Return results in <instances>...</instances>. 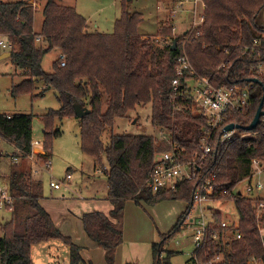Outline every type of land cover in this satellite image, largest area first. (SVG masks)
<instances>
[{
  "label": "trees",
  "instance_id": "16d2710c",
  "mask_svg": "<svg viewBox=\"0 0 264 264\" xmlns=\"http://www.w3.org/2000/svg\"><path fill=\"white\" fill-rule=\"evenodd\" d=\"M202 1L204 20L199 36L189 40L181 36L184 43H180L179 37L172 34L173 27H161L159 35L170 42L155 46L138 33L143 19L138 13L125 11L111 35L90 34L85 31L86 20L73 8L47 0L40 9L41 28L36 33L35 12L26 2L0 0V36L11 44L9 60L23 77L13 87L12 96L33 93L41 82L44 91H54L59 103L57 110L40 117L45 127L43 150L47 155L52 141L60 136V131L53 127L54 120L77 118L75 104L89 110L79 119V145L82 153L98 162L105 156L107 196L112 209L109 215L85 213L81 222L88 239L104 251L107 264H114L115 250L123 241L122 218L127 200L150 205L163 200L188 203L174 229L155 244L156 264H159L164 243L181 232L193 203V192L205 179H212L210 183L218 199L233 201L239 219L237 228L227 229L232 232L227 234L226 241L208 239L205 245L195 248L199 262L214 263L220 259L219 264H246L250 258L264 257L255 216L257 205L263 199L241 193L230 198L226 194L252 173L253 159L264 164V117L254 130L243 128L252 121L264 95V75L256 73V68L264 65V27L257 22L264 0ZM38 35L43 45L36 43ZM173 40L176 41L174 48ZM51 51L64 55V65L58 59L53 63V71L48 73L43 68V59ZM183 52L196 74L210 80L213 87L249 85V106L231 113L230 120L242 126L238 132L256 134L257 138L250 140L235 135L219 144L222 126L217 128L211 137V151L195 168L197 177L181 182L175 191L152 194L147 188L149 174L156 165L157 154L170 149L168 140L112 135L105 145L102 136L116 119L125 117L137 106L149 104L152 125L165 131L181 147L180 160L190 161L200 152L199 141L208 128L207 120L186 109L172 110L171 81L176 76L177 59ZM175 104L188 103L178 99ZM32 119L29 114H0V138L10 143L21 157L31 155L33 150ZM32 184L33 188L22 172L14 170L9 176V190L16 198L11 210L13 219L0 229V264H35L31 258L32 246L49 241H60L69 249V264H80L81 248L57 229L38 201L34 191L36 183ZM222 193L225 194L222 196ZM215 217L220 219L219 214ZM259 224L264 227V214ZM217 231L223 233L221 228Z\"/></svg>",
  "mask_w": 264,
  "mask_h": 264
},
{
  "label": "rangeland",
  "instance_id": "374dc122",
  "mask_svg": "<svg viewBox=\"0 0 264 264\" xmlns=\"http://www.w3.org/2000/svg\"><path fill=\"white\" fill-rule=\"evenodd\" d=\"M1 1L14 2L16 0ZM36 1L40 2L39 5L42 8L47 0ZM54 1L59 5L73 8L79 15L84 17L90 26H87L90 34L111 35L115 31L116 22L121 19L125 11L138 13L143 18L138 33L155 46H164V38L159 35L161 27H173L172 34L179 37L180 43H184L181 36L185 34L184 29L188 27L192 19V15L189 16L187 12L179 11L172 15V11L176 9L179 0ZM38 9L33 10L36 12L34 22L36 33L39 32L42 21L41 10L38 11ZM257 22L264 27V9L257 17ZM37 44L43 45L41 41ZM59 55L60 52L51 51L44 56L43 68L46 72L51 73L53 71V63L59 59ZM17 70L10 60H0V113L31 115L33 117L32 147L35 150H42V153L35 154L36 157L33 154L21 157L10 143L0 138V184L9 188V176L16 170L24 174L32 188L34 186L32 183H36L37 186L34 187V191L39 196L38 201L50 214L95 211L109 215L110 211L105 208L109 206V202L106 201L108 199L105 173L108 169V163L105 156L102 155L101 162H98L95 158L82 153L79 145V119L75 117L65 118L62 121L54 120L53 127L55 130L60 131V136L52 141L51 150L47 155L43 150L45 127L40 117L50 111L57 110L59 103L53 90L44 91L45 86L38 87V84L33 93L12 96L13 87L23 80ZM103 109H105V106ZM151 117V105L137 106L133 111L128 112L125 117L116 119L112 128L105 130L102 142L105 145L108 144L112 135L148 136L158 140H169L170 135L152 125ZM160 155L161 153H158L156 158H159ZM47 159L50 161V170L43 166V162ZM18 167L21 168L17 169ZM97 169H100L101 172H97ZM262 170V174L255 177L253 182L258 180L264 186V164ZM67 173L71 176L69 180L65 179ZM50 177L61 180L65 187L62 186L59 190L52 189L49 186ZM247 187V181H240L234 192H239L249 198L264 200V188L249 194ZM94 197L97 201L91 202ZM210 205H214L211 207L212 211L220 213V217L224 220L238 225L239 217L233 201L219 200L211 202ZM187 208L188 203L179 200H163L154 205L145 204L144 202L139 205L132 200L127 201L122 219L123 242L116 251L114 264H156L158 254L156 256L155 244L158 245L162 238L174 229ZM200 213L198 207L192 212L189 219L192 218L197 221ZM12 219V211L1 210L0 229L3 224ZM189 219H187L177 236L164 243L159 264H188V260L193 259L195 254L194 227L189 223ZM64 225L67 226L65 221ZM71 225H76V223ZM231 232V230L227 231L226 234H231ZM52 243L54 244L52 246L45 244L32 246L31 258L35 264H69V249L60 241H52ZM78 243L84 245L81 242ZM88 243H90L89 240ZM87 247L82 250L81 257L84 263L82 261L80 264H107L102 249L97 246Z\"/></svg>",
  "mask_w": 264,
  "mask_h": 264
},
{
  "label": "built area",
  "instance_id": "2783aa9c",
  "mask_svg": "<svg viewBox=\"0 0 264 264\" xmlns=\"http://www.w3.org/2000/svg\"><path fill=\"white\" fill-rule=\"evenodd\" d=\"M26 2L33 10L40 9V5L36 0H20ZM200 8V10H199ZM204 3L202 0H179L177 7L172 11V15L179 11L187 12L189 16L192 15V19L188 24V27L184 29L183 37L185 40H189L193 37L200 35V27L204 20ZM174 30V28H173ZM157 40L159 38H156ZM36 43H39L40 36L35 38ZM170 41L164 40V46L168 45ZM11 44L6 39L0 36V51L10 49ZM59 59L62 60L61 65H64V55L60 54ZM176 76L171 81V99L173 112L181 111L182 109L189 110L193 114L202 115L208 122V128L199 141V153H196L190 161L180 160V154L183 152L181 147L168 140L170 149L161 153L156 160V165L149 174V181L147 182V188L152 194H156L158 191H175L181 182L191 181L197 177L195 168L201 165L205 160L209 152L211 151V137L213 132L222 126V131L219 135V144L226 143L231 140L235 135H239L240 138L255 140L256 134L252 133H240L238 129L234 128L229 131L224 130V127L229 124H235L231 122V113L243 111L250 104V87L246 85L243 88L239 86L232 87H218L215 88L211 85L210 80L203 78L196 74L192 68L188 57L183 52L177 59ZM256 73L264 75V65H259L256 68ZM251 86V85H250ZM178 99L187 101L186 105L175 104ZM264 115L261 117L263 120ZM44 168L51 169L50 161L47 159L43 162ZM263 163L259 160H252V173L245 179L248 183L247 192L249 194L260 191L264 188L262 184L253 179L262 174ZM97 172H101L97 169ZM65 179H71L70 174H66ZM212 179H205L194 190L192 195V206L186 215L185 223L198 207L200 216L197 221L192 218L189 219V223L194 227V246L198 248L205 245L208 239H214L218 241H226L227 229L233 227L237 228L236 223H229L222 217L218 220L215 215L218 212H213L214 205H210L211 202L219 201L218 197L214 195L213 187L211 185ZM238 185V184H237ZM49 186L54 190H59L60 187H65V184L61 180H56L50 177ZM237 187V186H236ZM235 187V188H236ZM235 188L226 192L227 196L233 198L236 193ZM225 193H222L223 196ZM15 195L7 188L0 184V211H11L15 203ZM264 214V200H260L256 208V220L257 228L262 240L264 251V227L259 224V219ZM220 215V213H219ZM184 223V224H185ZM221 228L222 232L217 231ZM221 231V230H220ZM220 260V259H219ZM218 262H199L196 254L193 255L192 261L188 264H219ZM246 264H264L263 258H250Z\"/></svg>",
  "mask_w": 264,
  "mask_h": 264
},
{
  "label": "crops",
  "instance_id": "0c3cea01",
  "mask_svg": "<svg viewBox=\"0 0 264 264\" xmlns=\"http://www.w3.org/2000/svg\"><path fill=\"white\" fill-rule=\"evenodd\" d=\"M39 2V1H38ZM56 3V2H55ZM39 4H40V2H39ZM41 9V8H40ZM40 9H38V11L40 10ZM36 13V12H35ZM38 13V12H37ZM87 26H89V24L86 22V30L85 31H89L88 29L89 28H87ZM90 27V26H89ZM57 52V51H56ZM9 58H10V56H9V50L8 49H6V50H1L0 51V60H5V59H8L9 60ZM18 71V70H17ZM19 75H20V72H19ZM21 76V75H20ZM40 86H42V83L40 82V83H38V87H40ZM38 87H37V89H38ZM36 90V89H35ZM0 114H4V115H6V116H11V115H14L15 113H0ZM18 114V113H17ZM42 150H35V149H33L32 150V153L31 154H33V156L34 157H36V155L35 154H37V153H42L41 152ZM20 158V157H19ZM18 159V157H17V155H16V160ZM26 160H27V158H25ZM29 161V160H28ZM22 167V166H21ZM21 167H18L17 169H19V168H21ZM244 181H246L245 179H243ZM242 180V181H243ZM107 188H108V186H106V191H107ZM93 200H91V202H95V201H97V199H96V197H94V198H92ZM107 199L108 200H106V198H105V200L106 201H108L109 202V206H107V207H105L106 208V210H111L112 209V204H111V202H110V199H109V197L107 196ZM127 201H131V200H127ZM126 201V202H127ZM125 202V203H126ZM141 202H143V201H140L139 202V205L141 204ZM40 203V202H39ZM107 203V202H106ZM145 203V202H144ZM146 204V203H145ZM41 205V204H40ZM42 206V205H41ZM43 208H44V206H42ZM45 209V208H44ZM46 210V209H45ZM94 210H97V209H94ZM47 211V210H46ZM48 212V211H47ZM93 212V211H92ZM95 212V211H94ZM124 212H125V206H124ZM124 212H123V217H124ZM49 213V212H48ZM85 213H88V212H84V211H82V212H80V213H73V212H70V213H65V214H59V215H57V214H55V215H53L52 213L50 214L49 213V215H50V217H51V219H52V221H53V223H54V225L57 227V229H59V231L61 232V233H63V235L64 236H67V237H69L71 240H72V242L75 244V245H77V246H79L80 248H81V256H82V254H83V249H86V248H88L87 246H89V247H94V246H97V247H99L98 245H96V243H94L93 241H91L90 239H88V237L86 236V233H85V231H84V229H83V226H82V222H81V217H82V215L83 214H85ZM54 216H56V217H54ZM123 219V218H122ZM64 221H65V223L67 224V226L66 225H64ZM73 221V222H72ZM76 223V225H71V224H75ZM71 225V226H70ZM70 226V227H69ZM76 229V230H75ZM122 231H123V227H122ZM124 235V234H123ZM85 239H87V240H85ZM88 240H89V242L90 243H88ZM51 242V243H50ZM78 242H81V244L83 243L84 245H80V243H78ZM123 242V241H122ZM47 245V246H52V245H54L53 243H52V241H49V242H47V243H43V244H40V245ZM122 244V243H121ZM120 244V245H121ZM120 245L116 248V250H115V252L117 251V249H119V247H120ZM100 248V247H99ZM101 249V248H100ZM115 254H117V252L115 253ZM114 257H115V255H114ZM82 263V262H81ZM83 263H84V260H83Z\"/></svg>",
  "mask_w": 264,
  "mask_h": 264
},
{
  "label": "water",
  "instance_id": "95a60500",
  "mask_svg": "<svg viewBox=\"0 0 264 264\" xmlns=\"http://www.w3.org/2000/svg\"><path fill=\"white\" fill-rule=\"evenodd\" d=\"M175 45H176V41L173 40V43H172L173 48L175 47ZM9 56H10V53H9ZM251 81L253 83H257L258 85H261V83L257 79H252ZM263 102H264V95L260 99V102L258 104V107L256 109V112L254 114L252 121L250 122L249 125H247L246 127H243L246 131L254 130L259 125L261 121V117L264 115V111L262 110ZM73 110H74L75 116L78 119L83 118L85 115L89 113V110L87 108L81 107L78 104L73 105ZM241 127L242 126L237 125V124H229L224 127V130L229 131L234 128L240 129Z\"/></svg>",
  "mask_w": 264,
  "mask_h": 264
}]
</instances>
